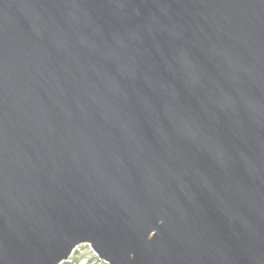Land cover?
Instances as JSON below:
<instances>
[{
    "label": "water",
    "instance_id": "1",
    "mask_svg": "<svg viewBox=\"0 0 264 264\" xmlns=\"http://www.w3.org/2000/svg\"><path fill=\"white\" fill-rule=\"evenodd\" d=\"M264 264V0H0V264Z\"/></svg>",
    "mask_w": 264,
    "mask_h": 264
},
{
    "label": "rangeland",
    "instance_id": "2",
    "mask_svg": "<svg viewBox=\"0 0 264 264\" xmlns=\"http://www.w3.org/2000/svg\"><path fill=\"white\" fill-rule=\"evenodd\" d=\"M62 264H108L100 259L88 244H82L77 247L76 251L71 255L69 261Z\"/></svg>",
    "mask_w": 264,
    "mask_h": 264
}]
</instances>
